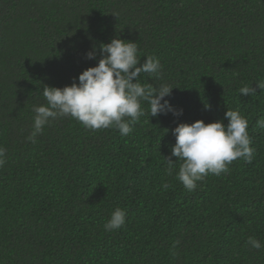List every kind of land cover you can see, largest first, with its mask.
<instances>
[{
  "label": "trees",
  "instance_id": "obj_1",
  "mask_svg": "<svg viewBox=\"0 0 264 264\" xmlns=\"http://www.w3.org/2000/svg\"><path fill=\"white\" fill-rule=\"evenodd\" d=\"M115 38L137 43L141 64L160 60L159 75L139 82L173 88L165 100L182 114L151 117L144 101L128 136L63 117L29 142L43 87L78 83ZM261 81L264 0H0V264H264ZM227 110L248 120L253 160L189 192L173 131L227 125ZM117 207L125 225L105 231Z\"/></svg>",
  "mask_w": 264,
  "mask_h": 264
},
{
  "label": "clouds",
  "instance_id": "obj_2",
  "mask_svg": "<svg viewBox=\"0 0 264 264\" xmlns=\"http://www.w3.org/2000/svg\"><path fill=\"white\" fill-rule=\"evenodd\" d=\"M101 59L97 66L90 67L78 77V83L63 89L44 86L42 90L46 105L35 106L33 130L27 137L35 143L36 137L51 120L69 117L81 123L91 131L115 128L121 136H128L133 126L145 115L142 102L150 105L151 117L158 114L181 115L165 97L171 95L172 89L167 85L159 88L152 84H141L142 73L158 76L162 70L160 60L146 57L143 64L138 59L137 43L113 39L108 44L99 46ZM89 60L96 58V49L86 54ZM135 81V82H133ZM264 90V81L256 84ZM239 92L243 96L255 94L252 87H242ZM163 101V103H161ZM225 119L205 124L196 121L192 124H180L173 131L176 138L171 148V156L181 162L177 179L189 192L195 191L197 182L205 180L209 175L220 176L229 172V165L238 159L251 163L255 149L248 134L249 123L238 110H227ZM257 127L264 129V118L259 119ZM5 149L0 147V168L4 166ZM167 175H172L175 164L171 157L166 159ZM165 191L167 182L161 186ZM126 212L117 207L104 224L105 231L118 230L125 225ZM247 244L259 250L261 243L249 237Z\"/></svg>",
  "mask_w": 264,
  "mask_h": 264
}]
</instances>
